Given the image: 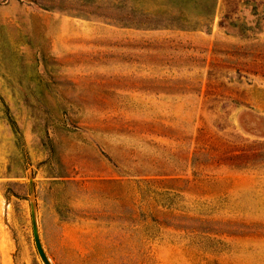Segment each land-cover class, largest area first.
Here are the masks:
<instances>
[{
    "label": "rangeland",
    "instance_id": "rangeland-1",
    "mask_svg": "<svg viewBox=\"0 0 264 264\" xmlns=\"http://www.w3.org/2000/svg\"><path fill=\"white\" fill-rule=\"evenodd\" d=\"M138 1L0 0V264H264V0Z\"/></svg>",
    "mask_w": 264,
    "mask_h": 264
},
{
    "label": "trees",
    "instance_id": "trees-1",
    "mask_svg": "<svg viewBox=\"0 0 264 264\" xmlns=\"http://www.w3.org/2000/svg\"><path fill=\"white\" fill-rule=\"evenodd\" d=\"M138 6L132 10L133 14L142 13L149 15L163 12L169 16L168 23L161 27L175 28L180 30H197L200 23L210 20L215 12L217 0H162L159 2L156 11L146 9L142 1L137 2ZM183 7V8H182ZM195 8V13H190L188 8ZM178 9L175 13L173 10Z\"/></svg>",
    "mask_w": 264,
    "mask_h": 264
},
{
    "label": "crops",
    "instance_id": "crops-1",
    "mask_svg": "<svg viewBox=\"0 0 264 264\" xmlns=\"http://www.w3.org/2000/svg\"><path fill=\"white\" fill-rule=\"evenodd\" d=\"M134 28H125L123 30L129 31H136L137 29L133 30ZM147 36H171V35H179V36H195L201 33L199 29L197 30H180L175 28H161V29H149L143 31Z\"/></svg>",
    "mask_w": 264,
    "mask_h": 264
},
{
    "label": "water",
    "instance_id": "water-1",
    "mask_svg": "<svg viewBox=\"0 0 264 264\" xmlns=\"http://www.w3.org/2000/svg\"><path fill=\"white\" fill-rule=\"evenodd\" d=\"M32 229H33V238H34V243L36 246V250L38 252V255L42 261L43 264H51L48 260V258L46 257L43 248L41 246L40 240H39V235H38V230H37V224H36V220H35V216L32 212Z\"/></svg>",
    "mask_w": 264,
    "mask_h": 264
}]
</instances>
